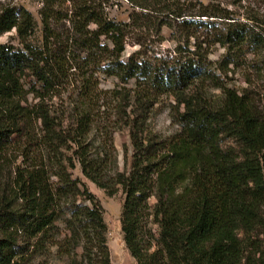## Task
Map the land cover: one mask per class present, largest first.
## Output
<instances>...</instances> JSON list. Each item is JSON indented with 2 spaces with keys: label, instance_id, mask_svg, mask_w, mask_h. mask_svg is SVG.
I'll return each mask as SVG.
<instances>
[{
  "label": "trees",
  "instance_id": "16d2710c",
  "mask_svg": "<svg viewBox=\"0 0 264 264\" xmlns=\"http://www.w3.org/2000/svg\"><path fill=\"white\" fill-rule=\"evenodd\" d=\"M38 1L41 35L26 6L0 8V37L16 31L20 40L0 42V159L15 148L21 154L0 197V264H32L49 244L70 256L81 247L82 264H111L104 208L73 177L77 164L109 195L122 189V229L135 264H264V111L247 92L221 84L209 60L210 47L219 44L229 56L251 53L264 61V20L241 21L220 0H127L132 22L111 16V0ZM185 15L181 23L195 29L190 37L197 42L184 56L135 51L125 58L136 24L160 32ZM64 20L72 24L66 34L57 25ZM76 49L81 53L72 56ZM82 55L87 70L76 62ZM70 59L79 70L78 116L67 151L56 157L53 182L37 158V127L49 124L48 113L25 99L41 97ZM99 75L134 81L128 93L115 91L117 123L131 129L129 170L118 168L112 136L94 133ZM162 95L174 98L175 133L145 135L143 113L123 120L125 102L146 113ZM225 137L238 147L223 146ZM60 223L63 239L55 233Z\"/></svg>",
  "mask_w": 264,
  "mask_h": 264
},
{
  "label": "rangeland",
  "instance_id": "374dc122",
  "mask_svg": "<svg viewBox=\"0 0 264 264\" xmlns=\"http://www.w3.org/2000/svg\"><path fill=\"white\" fill-rule=\"evenodd\" d=\"M191 4L196 0H181ZM207 2V0H203ZM223 6L232 10L236 18L241 21H249L248 17L254 16L264 20V2L262 0H220ZM9 3H18L26 6L34 15L38 22V34L41 35L42 24L39 15L41 3L38 0H0V8ZM112 7L110 9L111 16H116L126 22H132L128 18L130 12V4L127 0H111ZM194 4V3H193ZM64 13L71 15L66 8L62 9ZM137 11H140L137 8ZM145 12V10H143ZM190 18L184 16L179 20L171 21L172 25L164 26L162 31L157 32L155 27L149 29H141L139 25H135L130 34V38L126 44L125 58H128L133 52L141 51L147 58H155L156 56L182 57L187 53V47L193 48L197 39L190 37L195 31H187L181 23L183 19ZM221 22V20H218ZM59 31L66 34V30H70L72 24L68 20L57 23ZM94 27V26H93ZM73 33V32H72ZM199 33V32H197ZM140 42L143 43H139ZM0 42L19 45V38L16 31L4 34L0 37ZM60 45H58L59 47ZM72 56L81 53L80 49L72 50ZM209 60L217 71L220 83L229 87H233L238 91H245L253 98L257 106L264 111V61L261 55L257 54H227V47L219 44L210 47ZM78 59L79 63L85 70L87 67L85 61ZM57 71L55 81L51 88H46L41 97H36L33 93L26 96V103L29 105H40L44 111L48 113L49 124L42 129H38L40 135L39 148L37 158L43 161L48 173L51 175V181H56L52 175L56 171V157L60 150L67 151V139L76 126L78 116L77 105V86L76 80L79 79V70L74 71L70 66L76 64L71 61ZM90 69V67H89ZM81 71V70H80ZM99 115L96 123L97 131H94L96 138L106 139L112 136L115 146V155L117 156L118 168L120 170H129L133 155V145L131 140V129L124 123H117L118 116L116 114V96L128 93V89L134 86V81L129 84L121 83L117 78H104L99 75ZM218 94L219 90H213ZM120 99V97H119ZM128 105L126 111L123 112L124 119L128 120L145 114L146 117V134L159 133L162 136H169L175 133L179 126L174 118L175 105L174 98L168 95H162L159 102L149 111L141 112L140 105ZM148 115V116H146ZM39 125V123L37 124ZM48 128L47 133L45 129ZM101 143H97L100 145ZM108 143L105 142L104 145ZM223 146H231L237 148L238 145L233 138L225 137L222 139ZM17 148L11 149L10 152L0 159V197L5 185L11 186L13 174L18 162L21 161V154ZM74 178L81 180L83 184L92 192L100 201L104 208V219L107 224V246L109 249L111 264H135V259L129 252L122 229V207L124 202V193L119 189L114 195H109L107 191L96 186L92 181L86 178L77 164L75 169H71ZM152 204L155 199L150 200ZM58 239L64 238L66 235L63 223L59 224V229L55 230ZM63 233V234H62ZM60 235V236H59ZM82 248L78 247L71 256L61 249L58 244H49L47 249L37 255L32 264H82Z\"/></svg>",
  "mask_w": 264,
  "mask_h": 264
}]
</instances>
